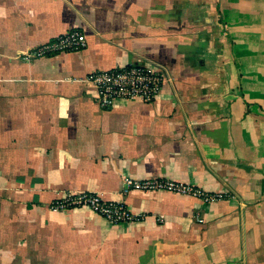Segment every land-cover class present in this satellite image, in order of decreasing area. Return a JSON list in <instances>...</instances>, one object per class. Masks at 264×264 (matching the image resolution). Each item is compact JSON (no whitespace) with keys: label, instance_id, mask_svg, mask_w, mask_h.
<instances>
[{"label":"crops","instance_id":"1","mask_svg":"<svg viewBox=\"0 0 264 264\" xmlns=\"http://www.w3.org/2000/svg\"><path fill=\"white\" fill-rule=\"evenodd\" d=\"M130 64L159 98L101 108L89 75ZM155 178L233 197L126 191ZM82 192L144 217L51 209ZM0 264H264V0H0Z\"/></svg>","mask_w":264,"mask_h":264},{"label":"built area","instance_id":"2","mask_svg":"<svg viewBox=\"0 0 264 264\" xmlns=\"http://www.w3.org/2000/svg\"><path fill=\"white\" fill-rule=\"evenodd\" d=\"M86 47L87 38L84 33L71 30L31 50L24 55V59L53 57L80 51ZM88 80L96 88L98 105L103 109H111L120 100H141L145 103L156 101L167 78L163 71L156 67L146 64H130L93 72ZM129 190L178 194L200 199L205 203L233 197L231 194L210 193L201 187L165 178L145 181L127 180L126 191ZM81 208L92 210L112 225L132 223L144 217L135 215L123 202H110L92 192L69 194L51 204V209L57 212Z\"/></svg>","mask_w":264,"mask_h":264}]
</instances>
